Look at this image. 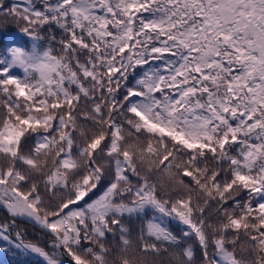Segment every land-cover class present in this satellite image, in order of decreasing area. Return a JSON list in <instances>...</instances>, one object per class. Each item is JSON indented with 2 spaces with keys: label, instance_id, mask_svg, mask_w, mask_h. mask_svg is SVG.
<instances>
[{
  "label": "snow or ice",
  "instance_id": "1",
  "mask_svg": "<svg viewBox=\"0 0 264 264\" xmlns=\"http://www.w3.org/2000/svg\"><path fill=\"white\" fill-rule=\"evenodd\" d=\"M0 22V253L264 264V0H0Z\"/></svg>",
  "mask_w": 264,
  "mask_h": 264
},
{
  "label": "trees",
  "instance_id": "2",
  "mask_svg": "<svg viewBox=\"0 0 264 264\" xmlns=\"http://www.w3.org/2000/svg\"><path fill=\"white\" fill-rule=\"evenodd\" d=\"M16 26L11 23H2L0 22V32L9 33L8 39L12 40H19L18 35H12L11 33L17 32ZM0 215H4L3 208H0ZM22 223V222H21ZM134 224H139V221H133ZM22 227L27 232L26 239L32 240V241H40L43 239H47L43 233H41L40 229L38 227H34L32 224H24L22 223ZM174 230H177L175 228V225L172 226ZM41 233V235L38 234ZM111 239V238H109ZM160 259H166L164 257H161ZM40 258L36 256H23V255H16L14 252H8V253H0V264H40Z\"/></svg>",
  "mask_w": 264,
  "mask_h": 264
},
{
  "label": "rangeland",
  "instance_id": "3",
  "mask_svg": "<svg viewBox=\"0 0 264 264\" xmlns=\"http://www.w3.org/2000/svg\"><path fill=\"white\" fill-rule=\"evenodd\" d=\"M38 234L41 235V233H39V232H38ZM45 241H46V239H43V240H40V241H38V242H40V243L43 244ZM40 259H41V258H40Z\"/></svg>",
  "mask_w": 264,
  "mask_h": 264
}]
</instances>
